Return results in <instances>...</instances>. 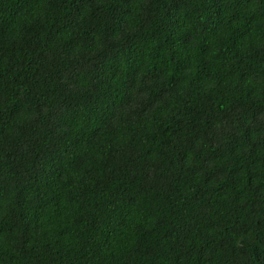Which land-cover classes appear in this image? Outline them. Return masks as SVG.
I'll use <instances>...</instances> for the list:
<instances>
[{"label":"trees","instance_id":"trees-1","mask_svg":"<svg viewBox=\"0 0 264 264\" xmlns=\"http://www.w3.org/2000/svg\"><path fill=\"white\" fill-rule=\"evenodd\" d=\"M56 2L61 10L66 5L67 12L45 29L38 20L31 24L23 22V18L29 15L39 0H0V98L4 105L0 108V156L3 157L0 160V206L10 195L15 200V208L9 209L7 223L0 221V237L7 233L11 242L13 229L18 226L21 229L14 237L15 243L9 251L5 252L0 244V264H167L170 257H174L171 264H181L182 261L190 264L193 255L196 256V264H264V239L259 234L255 237L259 247H252L251 262L245 259L247 252L231 246L229 233L247 235L249 225L237 221L238 227L234 225L231 229H224V238L209 239L197 248L196 240L190 239L197 224L184 223L183 217L174 221L173 217L177 214L172 209H169L167 218L159 220L157 226L150 231L137 227L139 238L134 248L120 255L109 251L113 238L127 225L128 209L135 203L134 197H127L125 207L119 211L105 210L98 215L90 213L78 217L73 222L79 233L78 240L65 243L68 229L62 228L58 223L62 200L55 192L66 171V158L94 143L96 133L100 130H111L119 111L136 104L134 114L139 118L163 98L161 90L151 95L147 103L137 100L149 88V84L154 83L161 75L158 66L154 65L141 80L144 88L136 89L139 73L137 65L145 59L148 40L164 32L167 34L165 44L170 48L177 45L185 47L191 40L190 33L182 32L186 22L191 23L194 19L198 22L202 15L207 14L204 24L197 26L203 32L210 31L214 34L224 25L227 9L226 0H208L207 7H203L204 0H144L145 7L138 17L141 21L140 30L151 23L154 16L160 17L159 27L135 43L129 39L116 45L112 37L116 32L126 29V17L131 14L132 7L138 0ZM260 2L264 4V0ZM197 3L202 7H195ZM252 3L253 0H231V7L244 13ZM85 6L90 13L87 20L81 22ZM236 11L227 18L228 27L238 22ZM256 19V15L246 16L244 30L237 28L233 31L229 38L230 51L245 37H249ZM71 27L76 29L74 36L64 40ZM95 33L103 36L104 51L95 55L85 53L74 58L71 53L76 46L90 48ZM207 39L205 36L200 48L202 61L209 50ZM261 52H264V48L253 51V57L249 59L260 56ZM122 55L125 57L127 71L123 81L114 85L112 81L120 74ZM184 68L183 61L175 62V73H182ZM250 75L256 78L252 65H248L246 71L241 70V81ZM174 84L175 80L170 79L169 85ZM25 89L27 91L22 95ZM251 95L252 92H248L246 99ZM208 111L211 113V98ZM32 114L34 119H23ZM222 118L230 126L235 118L237 128H231L227 143L212 154V158L216 160H223L236 151L241 139L238 129L243 130L242 139L248 142L253 128H264V105L257 106L251 101L248 105L234 103L229 112L222 114ZM215 119L214 113L206 116L204 135L212 129ZM249 119L251 125L246 128L245 123ZM81 120L88 121L95 128L87 135L72 136L71 130ZM257 147L252 145L251 156H255ZM148 155L150 152L145 153V156ZM127 159L132 167L128 168L126 164L124 169H118L123 171L124 176H128L142 158L129 151ZM178 159H183L182 153ZM74 163L79 166V162ZM257 163L256 159H249L246 166L249 170L246 185L253 194L250 216H255L256 208L264 204L261 199L264 185L253 184L255 177L251 169ZM139 166L140 191H153L156 185L149 180L148 165L143 163ZM225 171L224 167L215 169L206 177L205 184L213 178L223 176ZM239 171L238 168L228 170L226 183L217 192H222L227 187L235 190L234 177ZM136 180V177L132 178L133 183ZM111 181V176L97 181L95 192L102 194ZM235 199H239V194ZM25 204L31 208V219L24 211ZM94 207L102 206L94 202ZM49 209L53 210V217L48 223L55 225L52 239L48 232L42 231L41 224ZM192 219L195 220V217ZM81 224L84 225L83 232H79L78 226ZM165 225L167 230L160 235L159 230ZM214 226L210 220L207 227L211 229ZM255 227L257 230L264 227V221L257 219ZM197 238H200L199 233ZM163 241L168 243L163 244ZM242 243L247 247V242ZM105 252L107 255L103 254ZM217 252L220 255L215 257Z\"/></svg>","mask_w":264,"mask_h":264},{"label":"clouds","instance_id":"clouds-1","mask_svg":"<svg viewBox=\"0 0 264 264\" xmlns=\"http://www.w3.org/2000/svg\"><path fill=\"white\" fill-rule=\"evenodd\" d=\"M194 6L202 7L199 3ZM207 6L208 0H204L203 7ZM144 7V0H138L133 5L131 14L126 17V29L123 32H116L112 37L114 44L121 45L129 39L135 43L141 37H147L157 30L160 22L158 16H154L153 21L142 31L140 30L141 21L138 17L141 16V10ZM225 8L227 9L224 16L225 23L214 34L210 31L203 32V29L197 26V24H204L207 14L202 15L198 22L195 19L191 23L186 22L182 32L190 33L191 40L185 47L177 45L170 48L165 44L167 34L164 32L148 40L145 59L137 65L139 73L136 78V89L144 88L141 80L148 75L154 65L158 66L161 75L158 80L149 84V88L145 89L137 100L147 103L151 95L161 90L164 93L163 98L139 118L134 114L136 104L132 108L119 111L111 130H100L96 133L94 143L84 146L80 151L66 158V171L55 192L62 200V212L58 223L62 228L68 229L64 238L66 244L78 240L79 233L73 225L78 217L90 213L98 215L105 210L119 211L125 207L127 197H134L135 203L128 209L127 225L113 238L112 248L109 251L120 255L134 248L139 238L137 227L150 231L157 226L159 220L166 219L169 209H172L177 214L173 217L174 221L178 217H183L184 223L197 224L190 237L196 240L197 248L209 239L224 238V229H231L234 225L238 227L237 221L249 225L247 235H236L231 232L229 235L232 241L231 246L247 252L245 259L251 262L252 247H259L256 235L259 234L261 239H264V227L259 230L255 227L257 219L264 221V204L256 208L255 216L249 215L253 194L247 189L246 178L249 170L246 166L249 159L258 161L251 169L255 177L253 184L254 186L264 185V128L259 130H257L259 126L253 128L248 142L242 139L243 130L238 129V136L241 139L233 154L226 156L223 160L213 159L212 154L217 149H222L227 143L231 128H237L235 118L230 126L222 118L223 113L229 112L234 103L248 105L251 101L257 106L264 105V75H260L264 73V59H262L264 52H261L260 56L249 59L253 57V51L264 48V15H261L264 13V4L260 0H253L248 9L240 13L231 7V0H226ZM234 11L239 20L228 27L227 18L232 16ZM66 12L67 6L65 5L61 10L56 0H39L29 15L23 18V22L31 24L38 20L39 24L47 29L54 20L63 17ZM89 13V8L85 6L80 18L81 22L87 20ZM251 15H256L257 19L249 37H245L235 49L230 51L229 38L233 31L237 28L244 30V18ZM75 32L74 27L69 28L64 40L72 38ZM205 36L208 37L206 43L209 50L202 61L200 48ZM104 48L103 36L95 33L93 45L90 48L77 45L71 55L74 58L85 53L95 55L104 51ZM124 59L122 55L120 74L112 81L114 85H118L124 79L127 71ZM176 61L185 63L182 73L174 72ZM248 65H252L256 78L250 75L241 81V70L246 71ZM170 79L175 80L174 86L169 85ZM26 91L25 89L21 94L23 95ZM248 92H252V95L246 99ZM210 98L211 113L215 114L216 119L212 129L204 135L205 118L211 114L208 111ZM3 107L2 98H0V108ZM34 118V114L23 117L26 121ZM249 125H251L250 119L246 121L245 127ZM94 128L95 125L81 120L71 130V135H87ZM254 144L258 147L253 157L251 148ZM129 151L135 152L136 156L142 158L139 164L148 165L149 180L156 185L153 191H140L139 164L128 176H124L123 171H118V169H124L126 164L128 168L132 167L127 159ZM149 152L150 155L145 156V153ZM181 153L183 159L179 160L178 156ZM2 159L3 157L0 156V160ZM74 162H79V166H76ZM220 167L226 169L224 175L218 179L213 178L205 184L206 177ZM232 168L240 170L234 177L235 190L227 187L222 192H217V189L225 185L227 171ZM108 176L112 177V181L107 190L97 194L95 192L97 181H103ZM133 177L137 178L135 183L132 182ZM237 194L239 199H235ZM261 199L264 200V190H262ZM94 202L102 207H94ZM14 208L15 200L10 195L0 206V221L7 223L9 209ZM24 211L31 219V208L27 204ZM52 217L53 210L49 209L47 215L41 220L42 231L48 232L50 239L54 238L55 231V225L48 223ZM193 217L195 220L192 219ZM210 220L215 225L211 229L207 227ZM78 227L79 232L84 231L83 224ZM166 230L167 225L159 230L160 235H163ZM20 231L19 226L13 229L11 242L7 233L0 237V244L3 245L5 252L11 249L12 244L15 243L14 237ZM198 233L200 238H197ZM242 242H247V247ZM167 243L168 241H163V244ZM103 254L107 255V252ZM219 255L220 253L217 252L215 257ZM172 259L174 257H170L167 264H171ZM181 264H184V261ZM190 264H196L195 255L192 256Z\"/></svg>","mask_w":264,"mask_h":264}]
</instances>
